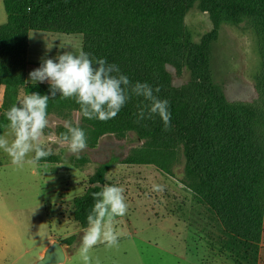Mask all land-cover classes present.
Masks as SVG:
<instances>
[{
	"label": "trees",
	"instance_id": "trees-1",
	"mask_svg": "<svg viewBox=\"0 0 264 264\" xmlns=\"http://www.w3.org/2000/svg\"><path fill=\"white\" fill-rule=\"evenodd\" d=\"M6 21L0 24L1 105L23 95L50 94L48 82L25 81L30 31L81 36V50L92 58L116 64L134 84L159 86L160 99L169 101L171 127L158 116L138 122L142 97L132 96L113 119L82 117L74 99L50 97L48 114L75 110L93 146L104 134L134 131L143 144L120 161L169 169L180 153L186 185L214 213L222 229L260 243L264 225V0H2ZM196 7L207 12L212 28L195 43L183 25L185 13ZM241 22L254 32L260 67L251 100H228L209 78L207 48L220 23ZM183 62L201 76L192 89L167 88L166 64ZM1 121V119H0ZM1 127V124H0ZM34 156V153L32 154ZM42 158L40 161L45 160ZM1 164V160H0ZM109 162L99 165L82 194L72 199V218L84 229L101 191ZM73 235L63 238L70 242Z\"/></svg>",
	"mask_w": 264,
	"mask_h": 264
},
{
	"label": "rangeland",
	"instance_id": "rangeland-1",
	"mask_svg": "<svg viewBox=\"0 0 264 264\" xmlns=\"http://www.w3.org/2000/svg\"><path fill=\"white\" fill-rule=\"evenodd\" d=\"M5 21L0 0V24ZM183 25L195 43L212 28L208 13L196 7L185 13ZM50 44L52 47L48 50ZM80 50L78 33L30 31L25 81L30 82L29 73L45 59L55 61L64 51L78 54ZM207 62L209 78L221 86L228 100H251L255 96L260 58L255 34L246 23H220L215 38L209 42ZM165 70L167 88L177 92L191 90L201 78L183 62L166 64ZM3 90L4 85L0 84V135L8 130L5 113L24 96L18 88L14 103L1 105ZM48 120L41 140L53 154L45 160L30 164L27 160L31 159V153L23 167H18L0 150V227L9 231L10 244L14 232L19 242H13V246L23 241L27 249L14 264H27L35 257L36 249L31 245L49 230L53 241H58L66 252L71 250L74 241L82 242V231L87 227L81 229L73 220L72 199L83 193L89 178L105 162L109 164L101 191L111 185L124 189L127 219L134 224L136 232L132 240H119L117 247L97 244L90 253L92 264L97 260L99 264H264V225L260 243H250L224 231L213 211L186 185L180 153L171 161L169 169L120 161L143 144V139L130 130L101 135L77 158L69 151L61 134L67 131L65 122H79L78 112L71 110L68 115L51 112ZM153 184L164 185V191H153ZM68 234L73 235V239L63 242ZM9 256L6 261L10 260ZM64 264H83L79 250Z\"/></svg>",
	"mask_w": 264,
	"mask_h": 264
},
{
	"label": "clouds",
	"instance_id": "clouds-1",
	"mask_svg": "<svg viewBox=\"0 0 264 264\" xmlns=\"http://www.w3.org/2000/svg\"><path fill=\"white\" fill-rule=\"evenodd\" d=\"M51 47L52 44L48 45V50ZM29 77L32 84L47 81L50 94L33 92L24 95L5 113L8 130L6 134L0 135V150L7 153L11 163L18 167H23L31 153L34 156L27 160L30 164H36L53 154L41 138L49 124V99L57 94L62 99H74L82 117L100 121L115 118L133 95L142 97L148 103L140 107L138 122L158 116L165 130L171 127L169 101L156 95L161 91L159 86L153 88L146 82L133 84L120 72L118 65L103 58H92L91 54L83 50L78 54L64 51L55 61L45 59L40 67L29 73ZM64 127L67 131L61 134V138L69 151L79 158V154L87 148L86 133L71 122H65ZM152 190L161 193L164 185L153 184ZM93 196L95 203L87 216L88 227L83 232L79 249L83 264H92L90 253L97 244H104L107 248L117 247L119 238L125 235L115 228L116 218L123 217L128 211L124 189L115 185L105 186ZM96 264H99L98 260Z\"/></svg>",
	"mask_w": 264,
	"mask_h": 264
},
{
	"label": "crops",
	"instance_id": "crops-1",
	"mask_svg": "<svg viewBox=\"0 0 264 264\" xmlns=\"http://www.w3.org/2000/svg\"><path fill=\"white\" fill-rule=\"evenodd\" d=\"M128 214L124 215L123 217L116 218L115 220V228L117 231H122L125 233V235L121 236L119 240L122 239H130L132 240L134 238V234L136 232V229L134 228V224L131 223L129 219H127ZM49 229L50 225H49ZM17 232V231H16ZM84 231H82L83 233ZM14 232H12V243L10 244L8 241L9 231H4L3 228L0 227V264H14L15 261H17L19 258L23 257L26 253V248L24 246L23 241L17 245L13 246V242L18 241L19 238L17 236H13ZM71 235V234H68ZM53 242L52 239V233H50V230L47 231L46 234H44L42 237H38L37 241L33 243L31 246L32 248L36 249V255L35 257H32L30 261L27 262V264H35L36 260L39 259L42 256V253L44 249ZM82 242H73L71 250L70 251H64V259L61 262H58L56 264H64L67 260H70L71 256L74 252L80 249ZM34 245V246H33ZM64 249V248H63ZM21 250V251H20ZM10 255V260L6 261V257Z\"/></svg>",
	"mask_w": 264,
	"mask_h": 264
},
{
	"label": "water",
	"instance_id": "water-1",
	"mask_svg": "<svg viewBox=\"0 0 264 264\" xmlns=\"http://www.w3.org/2000/svg\"><path fill=\"white\" fill-rule=\"evenodd\" d=\"M64 249L58 241H53L43 251L42 256L36 260L35 264H56L63 261Z\"/></svg>",
	"mask_w": 264,
	"mask_h": 264
}]
</instances>
